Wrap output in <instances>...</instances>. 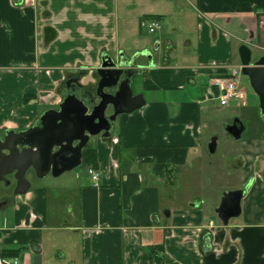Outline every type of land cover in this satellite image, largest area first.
I'll return each mask as SVG.
<instances>
[{
    "label": "crops",
    "instance_id": "crops-1",
    "mask_svg": "<svg viewBox=\"0 0 264 264\" xmlns=\"http://www.w3.org/2000/svg\"><path fill=\"white\" fill-rule=\"evenodd\" d=\"M263 11L264 0H0L1 141L40 126L71 85L95 93L106 57L144 101L110 137L90 138L95 168L82 159L83 170L52 181L29 170L25 194L7 177L0 254L21 250L11 256L21 264H264V120L237 119L240 138L229 132L236 120L227 138L214 135L226 107L217 80L243 82L242 47L252 63L264 57ZM241 88L237 108L253 97ZM234 191L244 192L241 215L224 225L216 210Z\"/></svg>",
    "mask_w": 264,
    "mask_h": 264
},
{
    "label": "water",
    "instance_id": "water-1",
    "mask_svg": "<svg viewBox=\"0 0 264 264\" xmlns=\"http://www.w3.org/2000/svg\"><path fill=\"white\" fill-rule=\"evenodd\" d=\"M240 54L242 74L249 79L252 90L259 98L264 120V57L252 63L251 51L247 47H242ZM97 73L100 81L95 93L81 91L80 98L78 95L82 87L79 86L66 97L58 111L50 110L42 115L40 126L20 133L9 132L3 141L0 140V184L8 186L7 177L13 176L17 183L15 193L25 194L31 186L26 177L29 170L43 179L50 174L60 177L79 168L91 137L101 134L110 137L112 123L118 116L144 106L142 97H133L127 73L122 68L118 69L117 63L110 57L102 59ZM109 108L114 112L107 117ZM229 132L240 138L242 123L236 120ZM243 195L242 191L223 195L216 213L224 225L241 215Z\"/></svg>",
    "mask_w": 264,
    "mask_h": 264
},
{
    "label": "rangeland",
    "instance_id": "rangeland-1",
    "mask_svg": "<svg viewBox=\"0 0 264 264\" xmlns=\"http://www.w3.org/2000/svg\"><path fill=\"white\" fill-rule=\"evenodd\" d=\"M148 22H149V18L142 19L141 26H143L144 23H148ZM143 34H148V33L147 32H144ZM242 80H243V82L241 84L239 83L238 86L240 88L243 87L244 89H248L250 91V93L253 96V97H251L252 101H250L249 102V105L247 107H244V108H237L233 104H230L229 106L224 107V111H222V117H221V122L222 123H219L214 128V135L216 137L219 136V139H222L223 140L224 138H227V136H229V135H227V132H226L227 131V125L232 124L237 119L241 120L248 127L251 125V123H254V121L261 122L260 120H262V118H261V111H260V108H259V105H258V97L253 92V90L250 88L249 82H247L246 77L243 76V79ZM256 104L258 105L257 107H256ZM107 112H109V109H108ZM226 117H230V120H226L227 122L224 121L226 119ZM261 124H264V123H261ZM246 135L247 134H245L244 137ZM231 142H235V141H232L231 140ZM228 151L231 153V155H234V151H235V157H238V156H236L237 155L236 148H229ZM221 155H222V146L220 145V148H219L218 152L213 156V158L220 157ZM227 156L230 159L233 157V156H230V154L228 152H227ZM79 170H83V167H79V168L76 169V171H79ZM69 176H71V175L69 173H67V174L64 175V178H68ZM28 177L29 176L27 175V178ZM54 179L55 178L52 177V176H49L48 177V180H51L52 181ZM12 183L14 184V182H12ZM11 187H7L6 185L0 186V193L1 192L10 191L11 190Z\"/></svg>",
    "mask_w": 264,
    "mask_h": 264
},
{
    "label": "built area",
    "instance_id": "built-area-1",
    "mask_svg": "<svg viewBox=\"0 0 264 264\" xmlns=\"http://www.w3.org/2000/svg\"><path fill=\"white\" fill-rule=\"evenodd\" d=\"M259 26L264 30V11L261 13L258 19ZM147 26L150 33H155L160 29V24L156 22L144 23ZM216 85L222 89L221 105L228 106L231 103L245 104L246 93L242 88L238 86V83L233 80H217ZM89 175L91 177L92 186L98 188L101 180V174L97 170H90ZM212 224V223H211ZM0 264H21V261L17 257L0 256Z\"/></svg>",
    "mask_w": 264,
    "mask_h": 264
},
{
    "label": "trees",
    "instance_id": "trees-1",
    "mask_svg": "<svg viewBox=\"0 0 264 264\" xmlns=\"http://www.w3.org/2000/svg\"><path fill=\"white\" fill-rule=\"evenodd\" d=\"M158 19V18H156ZM83 165L92 166L93 168L96 167V156L94 150L88 145L83 152ZM160 170H163V167H159ZM21 250L18 251H5L2 252L1 256L11 257L17 256Z\"/></svg>",
    "mask_w": 264,
    "mask_h": 264
},
{
    "label": "flooded vegetation",
    "instance_id": "flooded-vegetation-1",
    "mask_svg": "<svg viewBox=\"0 0 264 264\" xmlns=\"http://www.w3.org/2000/svg\"><path fill=\"white\" fill-rule=\"evenodd\" d=\"M71 91H73V89H75V86L73 85H71ZM80 91H82V92H84V93H87V94H92L91 92H89L87 89L86 90H83L82 88H80ZM95 92H96V90H95ZM13 176H10L9 178H12ZM0 185H3V183H1ZM1 206V205H0Z\"/></svg>",
    "mask_w": 264,
    "mask_h": 264
}]
</instances>
